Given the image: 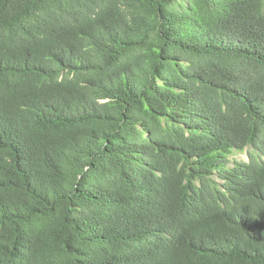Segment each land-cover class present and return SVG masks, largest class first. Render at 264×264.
<instances>
[{
    "label": "trees",
    "instance_id": "1",
    "mask_svg": "<svg viewBox=\"0 0 264 264\" xmlns=\"http://www.w3.org/2000/svg\"><path fill=\"white\" fill-rule=\"evenodd\" d=\"M0 264H264V0H0Z\"/></svg>",
    "mask_w": 264,
    "mask_h": 264
},
{
    "label": "rangeland",
    "instance_id": "2",
    "mask_svg": "<svg viewBox=\"0 0 264 264\" xmlns=\"http://www.w3.org/2000/svg\"><path fill=\"white\" fill-rule=\"evenodd\" d=\"M230 160H237L239 162H247L248 161V156H247V149L243 152H235Z\"/></svg>",
    "mask_w": 264,
    "mask_h": 264
}]
</instances>
